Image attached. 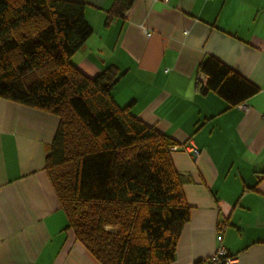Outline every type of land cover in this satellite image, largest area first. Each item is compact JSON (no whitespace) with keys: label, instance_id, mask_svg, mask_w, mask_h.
Segmentation results:
<instances>
[{"label":"crops","instance_id":"0c3cea01","mask_svg":"<svg viewBox=\"0 0 264 264\" xmlns=\"http://www.w3.org/2000/svg\"><path fill=\"white\" fill-rule=\"evenodd\" d=\"M79 1L92 33L72 56L77 68L93 77L116 66L115 102L185 144L170 150L190 206L170 264H196L219 245L234 264H264V0H132L110 18L116 0ZM208 56L258 87L246 108L198 91ZM58 125L0 97V264H99L67 227L45 170Z\"/></svg>","mask_w":264,"mask_h":264},{"label":"trees","instance_id":"16d2710c","mask_svg":"<svg viewBox=\"0 0 264 264\" xmlns=\"http://www.w3.org/2000/svg\"><path fill=\"white\" fill-rule=\"evenodd\" d=\"M131 3L116 0L108 18ZM91 33L79 0H0V97L59 117L45 170L67 227L99 264H170L190 215L170 150L185 144L115 102L116 66L93 77L77 68ZM198 69V91L230 105L258 90L214 56Z\"/></svg>","mask_w":264,"mask_h":264},{"label":"built area","instance_id":"2783aa9c","mask_svg":"<svg viewBox=\"0 0 264 264\" xmlns=\"http://www.w3.org/2000/svg\"><path fill=\"white\" fill-rule=\"evenodd\" d=\"M144 31L146 33L148 32L146 29H144ZM239 106L241 108H246L244 103H239ZM262 117L264 119V112L262 113ZM174 148H177V146H171V149ZM190 151L194 159H196L200 154L199 149L196 146L190 147ZM236 260L237 257L235 255L231 254L223 245H219L212 254L201 259L198 264H234Z\"/></svg>","mask_w":264,"mask_h":264},{"label":"rangeland","instance_id":"374dc122","mask_svg":"<svg viewBox=\"0 0 264 264\" xmlns=\"http://www.w3.org/2000/svg\"><path fill=\"white\" fill-rule=\"evenodd\" d=\"M107 228H112V227H107Z\"/></svg>","mask_w":264,"mask_h":264}]
</instances>
